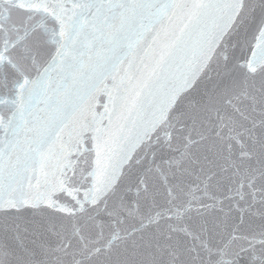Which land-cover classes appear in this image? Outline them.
<instances>
[{"label":"water","instance_id":"obj_1","mask_svg":"<svg viewBox=\"0 0 264 264\" xmlns=\"http://www.w3.org/2000/svg\"><path fill=\"white\" fill-rule=\"evenodd\" d=\"M0 264H264V0H0Z\"/></svg>","mask_w":264,"mask_h":264}]
</instances>
